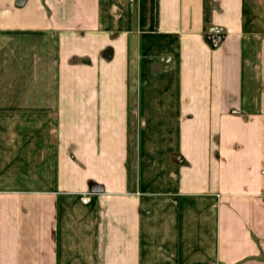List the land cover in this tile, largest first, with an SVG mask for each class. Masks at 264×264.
Listing matches in <instances>:
<instances>
[{"label": "crops", "instance_id": "0c3cea01", "mask_svg": "<svg viewBox=\"0 0 264 264\" xmlns=\"http://www.w3.org/2000/svg\"><path fill=\"white\" fill-rule=\"evenodd\" d=\"M0 264H264V0H0Z\"/></svg>", "mask_w": 264, "mask_h": 264}, {"label": "built area", "instance_id": "2783aa9c", "mask_svg": "<svg viewBox=\"0 0 264 264\" xmlns=\"http://www.w3.org/2000/svg\"><path fill=\"white\" fill-rule=\"evenodd\" d=\"M88 199H89L88 196H86V197L83 198L84 201H88Z\"/></svg>", "mask_w": 264, "mask_h": 264}]
</instances>
